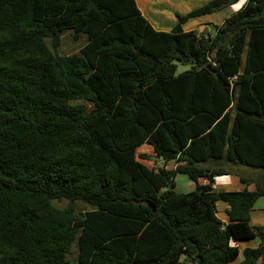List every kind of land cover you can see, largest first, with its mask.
I'll return each mask as SVG.
<instances>
[{
	"label": "trees",
	"instance_id": "1",
	"mask_svg": "<svg viewBox=\"0 0 264 264\" xmlns=\"http://www.w3.org/2000/svg\"><path fill=\"white\" fill-rule=\"evenodd\" d=\"M238 1L160 31L135 0H0V264H264L249 223L264 187L212 188L230 174L216 165L264 169V0L182 29ZM65 32L77 53H59ZM177 173L195 189L175 191Z\"/></svg>",
	"mask_w": 264,
	"mask_h": 264
},
{
	"label": "rangeland",
	"instance_id": "2",
	"mask_svg": "<svg viewBox=\"0 0 264 264\" xmlns=\"http://www.w3.org/2000/svg\"><path fill=\"white\" fill-rule=\"evenodd\" d=\"M147 1V0H145ZM150 1V0H149ZM209 0H161L157 2V0H153L150 2V7L147 9V16L149 19L156 25L164 26L170 28L168 25L172 19V14L175 12V15H184L188 11L198 8L204 4H206ZM246 0H239L237 3L232 5H227L221 7L218 10H215L213 13L210 14L211 21L216 24V26L220 23L222 18H226L231 15L237 7H241ZM205 16V15H204ZM203 17H199L200 21H203ZM175 18V17H174ZM206 18V17H205ZM191 22L196 21V19L190 20ZM177 23V18H176ZM61 44L59 47V53L61 55H71L78 52L79 48L84 44L85 40L82 38L80 40H73L71 32H65L61 36ZM189 65H182L177 64L176 74L181 73L187 69H189ZM142 153L149 155V160H140L149 167H160L162 164L159 163V159L156 158V155L153 151H146L145 149L142 150ZM155 157L152 159L151 157ZM228 171L233 170L232 174L241 175L246 178H250L255 184L258 183L262 187H264V169L259 168H252L243 165H231L222 163L220 165ZM176 182V189L178 193H187L195 189V182L190 179L184 173H177L175 176ZM59 206L66 205L65 201H61L58 203ZM75 206L81 212L88 209L87 206H84L80 202H76ZM254 210V211H253ZM251 214V223L254 227L262 228L264 227V197H259L256 202L254 203V208ZM254 212V213H253ZM259 239L256 237L254 240L242 241L244 243L241 244H258ZM76 255V247L75 244L72 247L69 258L71 260L75 259ZM239 258H242V254L240 253ZM237 261L233 262L232 264H236Z\"/></svg>",
	"mask_w": 264,
	"mask_h": 264
},
{
	"label": "crops",
	"instance_id": "3",
	"mask_svg": "<svg viewBox=\"0 0 264 264\" xmlns=\"http://www.w3.org/2000/svg\"><path fill=\"white\" fill-rule=\"evenodd\" d=\"M151 1H153V0H150V1L149 0H147V1H145V0H135L136 5H137L138 9L140 10L141 14L149 21V23L152 25V27L154 29L160 30V31H169V30H171V28L174 27V25L176 24V18L177 17L175 15V12L172 14L173 15L172 19L169 22L170 25H168L170 28H167V27H164V26H160V25H156L146 15L147 14V9L152 4V3L150 4ZM160 1L161 0H157V2L161 3ZM238 9H239V7H237V9L235 11H237ZM201 17H203V16H201ZM209 17H210V14L205 15L204 18H203V21H200L198 18H191V19L187 20L186 22H184L182 24V29L184 31L195 30L198 33H200V32H203V33L211 32L212 33L214 31V28H215L214 26L216 24L213 23L211 21V18H209ZM193 19H196V21L191 22L190 20H193ZM223 20H224V18L221 19V21H220V23L218 25H220ZM143 149H145L146 151H150V150L153 151L152 146L144 143V144H142V145H140L139 147L136 148V152L137 153H142ZM159 163L162 164L161 161H159ZM229 172H230V174L214 176V182L212 183V188L216 189V190H221V191H241L243 189L255 190L256 184L250 178H246L245 177L249 181L247 183H243L239 179L240 175L232 174V172H234L233 170H230ZM200 182L202 184H207L208 180L206 178H202V179H200ZM176 186L177 185H176V182H175L174 189H176ZM215 206H216V211H215L216 216L223 223H226L227 220H228L227 219V215H226V211L228 210L229 206L223 201H217ZM253 208H254V204H253L251 212H250V222L249 223L251 225H252V223H251V214H252ZM252 240H254V239H252ZM259 241H258V244H241V243H244V242H238V241H235L234 244L237 245L240 249H242L245 246L256 247V246L259 245V243H260ZM239 260H240V258L238 256V258L235 261L238 262ZM235 261H233V262H235ZM233 262H231L230 264H232ZM237 262H236V264H237Z\"/></svg>",
	"mask_w": 264,
	"mask_h": 264
},
{
	"label": "water",
	"instance_id": "4",
	"mask_svg": "<svg viewBox=\"0 0 264 264\" xmlns=\"http://www.w3.org/2000/svg\"><path fill=\"white\" fill-rule=\"evenodd\" d=\"M152 159H155V157L153 156V157H151ZM160 159H162V156H160ZM154 207H152V210L154 211Z\"/></svg>",
	"mask_w": 264,
	"mask_h": 264
}]
</instances>
